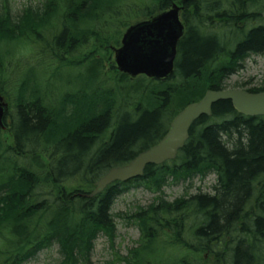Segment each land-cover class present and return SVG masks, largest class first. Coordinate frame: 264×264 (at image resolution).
I'll use <instances>...</instances> for the list:
<instances>
[{
  "label": "trees",
  "instance_id": "obj_1",
  "mask_svg": "<svg viewBox=\"0 0 264 264\" xmlns=\"http://www.w3.org/2000/svg\"><path fill=\"white\" fill-rule=\"evenodd\" d=\"M123 1L126 0H41L39 5H28L17 15L11 14L5 2L2 4L0 92L10 91L13 94L11 103L15 108L9 138H2L0 131V264H21L53 242L58 244L61 254L57 264H92V242L100 231L111 226L110 209L123 184L113 183L91 198H81L80 194L88 193L94 181L108 168L125 163L162 137L166 125L162 124L163 128L159 130L158 111L170 119L186 104L200 99L207 89L225 88L221 79L239 66L236 60L238 54L246 49L264 52V24L250 25L253 19L260 21L262 7L257 8L258 0H200L201 10L195 0H186L184 14L190 12L197 18L194 23L198 29L193 30L187 22L172 74L162 82L139 76L129 85H124V88L133 86L129 92L137 98L138 86L147 88L149 95L139 98L142 108H135V105L132 113L123 112L124 118L121 119V114L112 124L109 114L100 112L102 106L99 108L94 104L89 112L78 110V107L91 103L93 98L84 95L88 89L89 93L101 92L99 85L92 86L90 81L98 76L99 64L102 66L103 61L110 62V46L119 43L120 27L128 24V21L120 23L119 20L124 13L121 7ZM170 2L149 0V6H144L145 10L141 12L151 15L153 9L163 10ZM117 7L119 9L115 10ZM247 18L249 22L244 23ZM199 25L205 27L206 35L203 32L198 35L201 33ZM234 25H242L241 34L253 29L235 52L228 51L211 66L215 57L216 30L227 26L233 28ZM89 42L91 50L84 53V61L80 63L68 58L74 50ZM37 53L47 59L46 64L38 66L40 75L49 74L46 83L61 80L59 72L63 68L92 64L87 79L78 78L76 87L66 89L65 97L58 98L54 109L57 115L69 111L62 117L65 120L61 118L57 124L49 122L50 117L41 116L39 107L54 100L55 86H47L52 89V97L47 98L36 82L35 65L24 66L29 80L35 82L30 96L19 90L20 83L26 85L24 78L17 82L11 77L10 81L15 85L5 81L7 74L14 76L19 71L13 69L19 68L23 56L31 54L34 57ZM109 69L114 70V67L110 64ZM107 71L105 68L101 73L105 76L102 89L107 98L101 99L104 102L114 98L111 103L121 105L122 98H116L114 85L121 81L130 82V79L117 73L113 83L105 82L106 77L112 75ZM247 90L262 91L264 85ZM130 97L132 95L128 94L127 98H123V104L128 103ZM145 108L146 111L142 110ZM52 116L55 119L56 115ZM126 118H131V121ZM242 128L244 131H241ZM107 129L94 151L96 137ZM234 130H237L236 136H233ZM222 135H226L230 144L235 146L234 150L229 151L221 144ZM18 160L23 161L22 167L18 165ZM176 160L180 162H166L158 166L149 164L142 177L132 182L159 192L169 177L172 182H177L212 168L222 179V188L219 189L222 199L218 200L216 195H195L184 199L183 203L182 199L175 203L164 200L166 204L163 198H159L158 202L161 201L162 205H176L175 213L184 208L194 214L193 207H197L200 222L183 215L185 222L182 226L176 220L179 214L160 210L159 203L142 208L138 214L142 216L140 227L143 240L139 248L131 250L135 256L127 264H206L208 253L213 255L214 264H226L224 253L209 245L212 242L210 232L214 227L223 225L228 231L233 222L244 236L249 227L258 228L259 237L264 235L262 199H253L255 204L247 214L239 213L243 202L247 204V201L242 202V189L244 191L250 180L256 178V172L264 170V116H244L233 109L229 100H218L212 105L210 116L203 115L193 122L189 137ZM30 166L32 169L28 168ZM199 214L205 216L203 222ZM147 223L151 225L149 228ZM157 225L170 227L176 235L164 237L159 229L153 230ZM96 227L99 229L94 230ZM184 231L188 232L187 236H184ZM183 237H189L188 241H182ZM223 248L231 250L230 256L235 254L244 258L245 264H254L241 245ZM140 253L147 254V257Z\"/></svg>",
  "mask_w": 264,
  "mask_h": 264
},
{
  "label": "rangeland",
  "instance_id": "obj_2",
  "mask_svg": "<svg viewBox=\"0 0 264 264\" xmlns=\"http://www.w3.org/2000/svg\"><path fill=\"white\" fill-rule=\"evenodd\" d=\"M41 0H0V12L3 9V2L6 3L7 8L10 9V12L12 15H17L21 13L22 9L25 8L28 5H39ZM149 0H126L121 3V7L124 8L122 12L124 13L121 15V18H119L120 23H123V21H130V23L135 22L136 20L142 19L144 16L141 15V11L144 7L142 6H149L148 5ZM134 4L136 5L135 7ZM119 9L117 7L115 10ZM131 9V10H128ZM127 10V11H125ZM190 13V12H189ZM140 14V15H139ZM139 15V16H138ZM197 19V18H196ZM108 27V24L105 23ZM200 26V25H199ZM109 28V27H108ZM122 30H124L123 26L120 27ZM82 29V28H81ZM114 29L117 30V26L114 25ZM201 32L205 33V27L203 25L200 26ZM87 43L83 47L77 48L74 50L72 56L70 55L68 58L70 60L79 61L80 63L83 60L84 53H87L91 50V46ZM50 50V49H49ZM20 51H25L21 49ZM48 55L49 51H46ZM23 60L19 62V68L13 69L18 71V74L11 75L10 73L6 75L5 81H9V85H15L13 82L10 81V78L13 77L19 82L20 79H25V84L20 83L19 84V90L24 91L25 95L30 96L32 91L31 87L33 84H35L34 81L29 80L28 74L24 71L25 64L35 65V69L37 71L36 76V82L41 86V88L44 90L46 97L51 98L52 97V89L50 87L47 88V86H55V96L54 100H51L50 102H46L48 104L47 110L52 115H57L56 104L58 102V98L65 97L64 92H66V89H74L76 85L79 83L78 78H86L88 76V73L90 72L92 68L91 63H83L79 64L78 66L74 67H66L60 70V77L57 82L49 81L47 80L49 78V74L40 75V69L38 66H42L43 64L47 63V59L45 57H39L38 53L32 57L31 54L27 56L22 57ZM41 59H45V61H41ZM110 62L103 61L104 65L99 64V73L98 76H96L92 81H90V85L97 86L99 85L101 92H91L89 93V89L84 92V95L86 98H96L98 93L100 94L101 98H107V94L103 92L102 86H104V80L105 76L102 73V69L104 70L106 68V71L108 73L111 72V76L106 77L105 82H111L113 83L114 79L118 77L117 73L120 74L113 63V59L109 58ZM110 64L114 67V70H110ZM24 71V72H23ZM138 78V77H137ZM137 78H134L130 80V82H118L114 85L115 88V95L116 98H125L126 95L130 94L132 95V98L130 97L128 103H124L122 107H117V104H112V124L115 122L117 117L121 115L123 112H130L131 109L136 105L141 104V99L137 98L134 94H132L130 91V86H127L124 88V85H129ZM225 80L221 79V84L227 88H235V87H244V88H250V87H258L260 85H264V57L262 56H256L251 55L248 57L243 64L236 67L233 73L231 74H225L224 76ZM13 80V79H12ZM66 81L72 82L71 84H67ZM257 85V86H256ZM40 92L43 94V91L39 88ZM7 93V94H6ZM6 93L1 94L0 97L1 100L3 99L6 110H7V121L10 124L12 122V118L14 116V108L11 105L12 101V93L10 91H6ZM156 93V91H155ZM146 94L149 95L148 91H141L139 92V97H146ZM134 98H137L136 100ZM143 99V98H142ZM114 101V98H110L104 103H111ZM123 103L121 99V104ZM144 104V103H143ZM78 110H85L90 111L91 105L89 103L82 104L78 107ZM69 110H66L59 114V119L63 117L64 114H66ZM132 113V111H131ZM167 113H169L167 111ZM164 116V115H163ZM223 119V118H218ZM61 120H65V118H62ZM60 120V121H61ZM109 131L112 129V127L108 128ZM108 129L98 135L97 140L101 141L100 138L106 135ZM2 138L8 139V131L4 130L1 132ZM19 166L22 167L23 161L18 160ZM31 168L32 167H28ZM204 179V180H201ZM214 181V174H208L204 177H201L199 174H193L190 178L182 179L177 182H172V178H168V182L162 186L161 190L159 192H155L151 190V188H146L141 183H128L124 185L126 189L117 196L111 206L110 210V217L113 219V222H111V226L107 229H103V231H100L95 239L92 242V249L90 252V259L92 264H127V261L130 260L132 257L135 256V254H131V250L135 248L140 247V242L143 240V230L140 231V228L137 227L136 224L131 223V217L135 213H140L142 208L147 209L149 206L153 204H160V210L162 211H168V213H175V206L171 207L168 205H162L160 202H158L157 197L161 196L163 199L162 201L164 203H175L177 200L183 199L182 197H187V195L198 193L199 191L208 190L207 187L213 184ZM39 189V186H38ZM26 193V192H24ZM23 194V193H22ZM166 202H165V201ZM45 202V199L43 200V203ZM168 204V203H166ZM264 207V205H263ZM248 208L246 205L242 206V212L248 213ZM252 213V211H250ZM178 218L176 219L179 224L184 225L183 221V215L189 217V220H193L195 222H200V218L197 217L196 213H189L186 209L181 208ZM142 217V216H141ZM187 219V221H189ZM151 225L147 223V228H149ZM239 228L238 225H235L233 222L230 224V228ZM164 237H173L174 233L172 232V229L167 226H161L157 225L153 228V230H158ZM234 235L231 234V239ZM172 239V238H170ZM147 244V242L145 243ZM232 245V241H230L229 245ZM225 246L227 244L225 243ZM144 251V250H142ZM147 251V249H146ZM262 251L264 252V246H262ZM141 252V251H140ZM142 254V253H140ZM204 257L207 258V253H203ZM145 257H147L145 254H142ZM61 260V254L59 252V246L57 243L51 244L49 247L41 249L32 255V257L28 258L27 260L23 261L21 264H57ZM206 264H214V258L212 254L208 253V261Z\"/></svg>",
  "mask_w": 264,
  "mask_h": 264
},
{
  "label": "water",
  "instance_id": "obj_3",
  "mask_svg": "<svg viewBox=\"0 0 264 264\" xmlns=\"http://www.w3.org/2000/svg\"><path fill=\"white\" fill-rule=\"evenodd\" d=\"M178 10L179 7L172 4L167 10L128 26L121 46L114 49L115 62L120 71L132 77L143 73L153 78H163L171 73L176 45L183 33ZM218 100H229L232 107L244 115H264V91L251 93L235 88L207 90L200 100L189 103L173 118L167 132L156 144L139 152L127 164L110 168L95 182V188L87 196L97 194L114 180L126 181L140 176L147 164L173 159L187 140L192 122L202 115H210L212 105ZM2 115L0 103V126Z\"/></svg>",
  "mask_w": 264,
  "mask_h": 264
},
{
  "label": "bare ground",
  "instance_id": "obj_4",
  "mask_svg": "<svg viewBox=\"0 0 264 264\" xmlns=\"http://www.w3.org/2000/svg\"><path fill=\"white\" fill-rule=\"evenodd\" d=\"M195 1H196V4L199 5L198 9H200V10L203 9L201 7V5H202L201 1L200 0H195ZM195 1H193V3ZM258 1H259V4H258L257 8L260 9L262 7L260 9V11H259L260 18H261L262 17L261 13L264 11V6H263L264 5V0H258ZM257 8H255V11H256ZM213 13L216 14V11H214ZM194 20H196V17H193L192 19H190L189 23H190V26L192 27L193 30H197L198 27L194 23ZM199 20H202V18L199 19ZM243 22L247 23V22H249V19L247 18ZM244 23H242V24H244ZM262 23L264 24V22H260V21H257V19H253V21L251 22L250 25H251V27H254L256 25L262 26L263 25ZM241 29H242V25H237V26L234 25L233 28L227 26V27H224L223 29L216 30V35L217 36H216L215 43H214L215 44V47H214L215 53L213 55L215 57H214V60H212V62L210 63L211 66H213L215 64L216 60L219 57L223 56L228 51L235 52V49L238 47V45H240V43H242L245 40V38L247 37L248 32L251 29H253V28L249 29L248 32H246L245 34H241L240 33ZM198 32H200V31L198 30ZM198 35H202V32L199 33ZM204 35H206V33H204ZM251 55L264 57V52L263 51H255V50L246 49V50H244L243 52H241L240 54H238L236 56L237 64L238 65L243 64L244 61L248 57H250ZM95 71H97V69H95ZM233 72H231V73H233ZM222 79H223V81L225 80L224 76L222 77ZM137 88H138L139 92L147 91V88H144L142 86H138ZM250 88H252V87H250ZM146 96H147V94H146ZM125 98H127V95L125 96ZM138 98H142V97H138ZM122 100H123V98H122ZM165 101H168V99L165 98ZM23 103H25V100H23ZM89 104L91 105V107H93L94 104H96L99 108L102 106V110L100 112H107L109 114V117H111L112 107H113L112 103H109V104L104 103L103 100L101 99V96H100L99 93L96 96V98H93L91 103H89ZM138 104H136L137 106H135V108L141 107V106L143 107L142 104H140V105H138ZM121 105L123 106V103ZM121 105L117 104V107H122ZM39 108H40V112H41V116L42 117H44V116L45 117H50V121L49 122H54V124H57V122L59 120L58 115H56L55 119H54L52 114L50 112H48L45 103H42L41 107H39ZM137 110H139V109H137ZM142 110L146 111L147 109L145 108V109H142ZM142 110H140L139 113L142 114L143 113ZM157 114H158V117H159L158 119H159V123H160L159 130H161L163 128L162 124L166 125L170 119L165 115V113H163L164 116L159 111H158ZM51 116H52V118H51ZM204 116H207V115H204ZM122 118H124L123 114L121 116V119ZM126 119L128 121H131V118H126ZM205 120L206 119L203 120L204 124L207 123V121H205ZM236 131L237 130H234L233 136L237 135ZM241 131H244V129L242 128ZM220 140H221V144L226 146L229 151L234 150L235 146L230 144V142L228 141L226 135L220 136ZM100 142L101 141H99V140L95 141L96 145H94V151L97 150ZM155 143H153V144H155ZM153 144H151V145H153ZM173 162H180V161L175 159ZM211 169L205 171V173H203V174H201V173H197V174H199L201 177H204V176H206L208 174L216 173L214 171L215 169H213V170H211ZM263 172H264V170L256 172V174H255L256 178H254V180L253 179L250 180V183L245 187L244 191H243V189L241 191V195L243 197L242 202L243 201H247V204L245 202H243V205H246L248 210H250L252 204H255L253 202V199L257 200V199L260 198V199L263 200V203H264V174H263ZM201 180H204V179L201 178ZM126 184H128V183H125V184L121 185V191L117 194V196H119L126 189V187L124 186ZM222 184L223 183H222L221 177H219V175L215 174L214 175L213 184L210 185L209 187H207L208 190H203V191H199L198 193H195V194L187 195V197H185V199H188L189 197H192V196H195V195L198 196V197L205 196V195L206 196H215L216 195V196H218L217 199L221 200L222 199V195L219 192V189L222 188ZM82 194H86V193H81L80 194L81 198H89L87 196L88 193L86 194V196H83ZM159 198H162V197L158 196L157 200ZM182 198L183 199H182L181 203L184 202V197H182ZM242 206L240 207V211H239L240 214L244 213V212H242ZM193 212L198 214L199 210L197 209V207H195V206L193 207ZM252 213L254 214L255 212H252ZM199 216H201V219H202V222H203L205 216L201 215V214H199ZM130 217L132 218L131 219V223L132 224H136L138 228H141L140 226H141V224H143L142 220H141V218H142L141 215L135 213V214H133ZM110 221L113 222V219H110ZM242 224H240V227L243 228L244 224H243V226H242ZM212 228H210V229H212ZM98 229H99V227H96L94 230H98ZM226 231H227V228H225L223 225L222 226H218V227H214L211 230V232H210L211 233L212 242L209 243L211 248L214 249L216 247V251L217 252L224 253V258L226 260V264H241V263L245 264V262H244L245 259L244 258H239V256H236L235 254L233 256H230V254H232L231 250L230 249L224 250L223 246H225V243L228 246L230 241H232V245H230L232 247L241 245L242 249L245 252V254L248 256L249 259H252L254 261V264H264V252L262 251V246H264V235L262 234L261 237H259L260 233L259 234L257 233L258 232V228L249 227L248 231L245 234V236L243 234H240V232L235 227L231 228L227 232ZM183 233H184V236L188 235V232H186V231H184ZM231 234L234 235L232 239H231ZM188 239H189V237H183L182 241L186 242V241H188ZM241 239H242V241H241ZM55 243L56 242H53V244H55ZM244 252H243V254H244ZM227 254H229V255H227ZM246 255H245V257H246ZM235 257L237 258L238 262H237V260H235Z\"/></svg>",
  "mask_w": 264,
  "mask_h": 264
},
{
  "label": "flooded vegetation",
  "instance_id": "obj_5",
  "mask_svg": "<svg viewBox=\"0 0 264 264\" xmlns=\"http://www.w3.org/2000/svg\"><path fill=\"white\" fill-rule=\"evenodd\" d=\"M183 12V9H182ZM194 16L193 15H183V21L188 20V19H192Z\"/></svg>",
  "mask_w": 264,
  "mask_h": 264
}]
</instances>
